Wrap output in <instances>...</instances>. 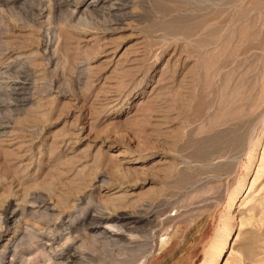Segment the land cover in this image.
Here are the masks:
<instances>
[{
	"label": "rangeland",
	"instance_id": "1",
	"mask_svg": "<svg viewBox=\"0 0 264 264\" xmlns=\"http://www.w3.org/2000/svg\"><path fill=\"white\" fill-rule=\"evenodd\" d=\"M0 3V264H264V0Z\"/></svg>",
	"mask_w": 264,
	"mask_h": 264
},
{
	"label": "bare ground",
	"instance_id": "2",
	"mask_svg": "<svg viewBox=\"0 0 264 264\" xmlns=\"http://www.w3.org/2000/svg\"><path fill=\"white\" fill-rule=\"evenodd\" d=\"M0 4H1V3H0ZM11 205H12V204H11ZM11 205H10V206H11ZM10 206H9V207H10ZM6 207H7V206H6ZM7 208H8V207H7ZM3 211H5V210L3 209ZM7 211H8V209H7ZM12 211H13V210H12ZM12 211H11V212H12ZM1 215H2V214H1ZM3 215H5V214H3ZM93 216H94V215H93ZM104 216H105V215H104ZM1 217H2V216H1ZM96 217H97V216H96ZM99 217H101V216H99ZM108 217H109V216H108ZM110 217H111V216H110ZM2 218H3V217H2ZM10 218H11V216H10V217H9V216H6V217H5V222H7ZM104 219H105V218H104ZM2 220H3V219H2ZM2 220H1V222H3ZM102 220H103V218H102V219H101V218H98V219H97V221H99V222H101ZM90 221H91V220H90ZM4 224H5V223H4ZM1 226H3V225H1ZM1 226H0V227H1ZM4 226H5V225H4ZM126 228H127V227H126ZM128 229H129V228H128ZM0 230H1V228H0ZM111 236H112V233H110L109 238H111ZM5 246H6V245H5ZM2 248H3V247H2ZM212 248H213V247H212ZM6 253H7V252H6ZM75 256H77V255H75ZM78 257H79V256H78ZM81 257H82V256H81ZM81 257H80V258H81ZM216 259H217V256H215V255H211V258H210V260H209V264H215ZM3 264H4V263H3Z\"/></svg>",
	"mask_w": 264,
	"mask_h": 264
}]
</instances>
